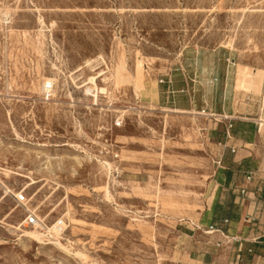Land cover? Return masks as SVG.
Masks as SVG:
<instances>
[{"label":"rangeland","instance_id":"374dc122","mask_svg":"<svg viewBox=\"0 0 264 264\" xmlns=\"http://www.w3.org/2000/svg\"><path fill=\"white\" fill-rule=\"evenodd\" d=\"M196 61L231 102L260 93L264 0H0V264H185L221 117L161 92Z\"/></svg>","mask_w":264,"mask_h":264},{"label":"crops","instance_id":"0c3cea01","mask_svg":"<svg viewBox=\"0 0 264 264\" xmlns=\"http://www.w3.org/2000/svg\"><path fill=\"white\" fill-rule=\"evenodd\" d=\"M199 68L196 61L187 65L191 75L174 69L161 92L163 102L177 109L199 108L221 117L209 134L219 148L221 166L200 226L206 234L188 250L185 264H264V86L258 94L235 92L231 102L226 91L214 92L228 82L224 70L202 77ZM192 81L211 82L216 88L197 92ZM180 237L191 238L185 233Z\"/></svg>","mask_w":264,"mask_h":264},{"label":"bare ground","instance_id":"6f19581e","mask_svg":"<svg viewBox=\"0 0 264 264\" xmlns=\"http://www.w3.org/2000/svg\"><path fill=\"white\" fill-rule=\"evenodd\" d=\"M94 80V79H93ZM51 84H52V82H45L44 83V88H45V90L46 91H50L51 89ZM40 92V91H39ZM5 171H7L8 173H10L11 172V169H6ZM7 173V174H8ZM26 232V231H25ZM48 233H50L52 236H59L60 234L58 233V232H55L54 230H53V228H50L48 231H47V234ZM26 235L27 236H29L30 238H32V239H35L36 241H38V242H40V243H44L45 242V240H46V237H47V235H46V232H44V231H40V230H38L37 228L36 229H34V230H31V231H27L26 232ZM48 239H49V237H47ZM54 244L56 245V246H58V247H61V248H65L66 249V246L64 245V244H62L59 240H57L56 242H54ZM80 254V253H79ZM78 254V255H79ZM79 256H81V255H79Z\"/></svg>","mask_w":264,"mask_h":264},{"label":"built area","instance_id":"2783aa9c","mask_svg":"<svg viewBox=\"0 0 264 264\" xmlns=\"http://www.w3.org/2000/svg\"><path fill=\"white\" fill-rule=\"evenodd\" d=\"M164 80H162L163 82ZM0 175H1V167H0ZM250 179V176L248 177ZM244 192V191H243ZM15 199L18 203H23L25 201V195L20 192L17 195H15ZM25 221L28 226H38L39 225V218L35 214H29L26 218Z\"/></svg>","mask_w":264,"mask_h":264}]
</instances>
